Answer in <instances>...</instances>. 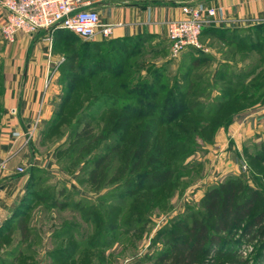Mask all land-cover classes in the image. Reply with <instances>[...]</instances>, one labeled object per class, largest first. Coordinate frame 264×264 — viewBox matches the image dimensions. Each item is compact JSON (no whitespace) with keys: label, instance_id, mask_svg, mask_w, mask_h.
I'll return each instance as SVG.
<instances>
[{"label":"rangeland","instance_id":"1","mask_svg":"<svg viewBox=\"0 0 264 264\" xmlns=\"http://www.w3.org/2000/svg\"><path fill=\"white\" fill-rule=\"evenodd\" d=\"M110 40L112 37L102 39L105 46L101 55L114 60L120 71L118 83L142 90L138 96L145 98L150 109L143 107L135 112L129 117L130 129L123 131L118 127L127 122L129 113L123 111L125 104L98 102L94 99L97 92L83 94L82 99L75 101L76 94L88 84L75 86L71 88L73 97L61 110L53 132H48L43 122H38L32 132L17 140L13 152L22 148L23 156L11 175L14 180L4 199L8 201L0 203L4 209L17 203L21 207L0 224L4 226L0 253L14 256V261L9 257L5 264H60L58 259L65 256V251H68L67 264H155L158 256L169 250L171 242L179 240L171 238L174 226L190 225L204 214L201 198L208 188L240 175L245 185L264 195V163L249 164V155L260 151L264 131L250 134L240 150H236L241 156L245 147L248 156L243 157L249 165L246 171L236 173L225 167L226 162L235 164V149L227 145L222 154L219 146L211 150L209 146H212L209 143L215 126L224 120L213 118L215 121H210L202 133L187 134L179 130L188 123L195 126L204 122L195 119L198 110L210 113L209 106L214 105L210 98L217 94L219 85L210 84L208 78L193 83L192 78L194 73L210 75L212 71L201 67L191 73L185 50L177 57L171 56L165 39L117 38L108 46ZM57 60L63 61V58ZM56 70L51 115L57 98L69 88L61 80L58 67ZM50 78L52 75L48 81ZM88 88L93 90L97 85ZM203 92L209 97L199 98ZM88 101L91 103L85 107ZM160 106L165 111L158 119ZM131 107L129 110L133 112V105ZM236 109L233 103L223 107L224 119L229 110ZM1 120L2 117L0 135ZM114 123H117L116 129L112 128ZM146 124L147 130L151 128L154 132L147 139L144 156L133 166L130 156L138 146V132L133 129L137 126L141 130ZM83 125L88 131L75 137ZM208 152L219 158L208 162L205 159ZM151 155L153 159L146 163ZM101 157L104 158L99 161L92 179L89 172L95 160ZM165 169L171 172L169 179L159 186H148L140 179L142 174L160 173ZM19 181L20 187L17 186ZM137 182L142 185L135 186ZM3 185L0 180V189ZM129 187L133 190V193L130 190L132 196L127 194ZM263 226L253 227L245 237L240 231L235 236L220 234V237L235 240V247L219 248L214 255H200L199 261L203 264H264V236L259 234L252 239L253 233ZM221 251L222 256H219ZM163 264L171 263L167 260Z\"/></svg>","mask_w":264,"mask_h":264},{"label":"crops","instance_id":"2","mask_svg":"<svg viewBox=\"0 0 264 264\" xmlns=\"http://www.w3.org/2000/svg\"><path fill=\"white\" fill-rule=\"evenodd\" d=\"M197 3L217 10V16L205 25L200 36L202 48L199 51L205 59L203 68L212 72L220 68L228 71L234 81L242 79L246 84L259 77L264 85V0H104L95 9L100 22L112 27V39L147 35L155 41H167L166 24L183 17L181 6ZM5 17L6 11L0 5V29ZM54 47L50 31L16 34L12 42L4 40L0 33L4 87L0 163L5 164L0 175L4 182L0 203L8 201L4 199L14 180L11 175L23 156L20 154L22 148L18 147L14 152L13 148L22 135L36 128L38 122L50 118L55 101L53 77L62 62L57 59L63 58ZM190 52L191 58L198 56L195 51ZM248 72L250 74L244 78ZM49 75L52 78L48 81ZM261 100L262 103L242 111L228 127L220 128L212 146L209 145L210 150L217 146L220 147L218 150H223L228 145L238 151L246 137L264 131V95ZM205 156L208 162L219 158L211 152ZM225 167L238 171L232 162H226ZM18 185L20 187V181ZM13 207L4 209L0 206V224L11 214Z\"/></svg>","mask_w":264,"mask_h":264},{"label":"trees","instance_id":"3","mask_svg":"<svg viewBox=\"0 0 264 264\" xmlns=\"http://www.w3.org/2000/svg\"><path fill=\"white\" fill-rule=\"evenodd\" d=\"M52 36L55 52L60 53L63 57V61L58 66V72L62 78L61 80L66 82V86H69V88H66L62 96L57 98L53 105L55 107L54 112H52V115L48 120L43 122V125L47 127L48 132H53L58 125L61 117V110L66 107V104L73 97L74 92L71 88L75 86L88 84V86H84L81 88L82 90L76 94L75 101L82 99L83 94L88 96L97 92L94 99L98 102L111 101L112 103L117 102L125 104V107L123 106V111L129 113L126 116L127 122L120 123V126L118 127L123 131H125V128L130 129L129 117H133L135 112L137 113V111L143 107L150 109V107H147L145 104V98L138 96V94L142 92L141 89H138L137 86L134 87L126 85L125 83L120 84L117 82L120 71L112 58L101 55V49L105 46L101 43L102 39L95 42H85L72 33L62 29L54 30ZM125 38L139 39L152 37L138 35ZM115 41L116 40L114 39L110 40V45L108 44V46H111ZM190 51H195L198 56L196 58H191ZM185 52L187 53V66L189 70H191V73L203 67L205 59L199 50L188 47L185 49ZM249 74V72L244 74V78ZM207 78L209 79L210 84L214 86L219 85V91L217 94L210 98V101H213L216 106L213 104L210 105L209 107L211 108V111L209 110L210 113L207 114H204L202 109L197 111L195 119H202L206 123L201 122L195 126H189L191 123H188L185 126L186 128L180 125L181 128H179V130L186 132L187 134H194L196 132L202 133L206 130L209 124H211L210 121H215L213 118H218L217 121L224 120L221 124L215 126L209 143L212 144L215 134L220 128L228 127L242 111L251 108L259 102L262 103L261 98L264 95V91H262L264 90V85L260 83L259 77L251 80L247 84L244 83L242 79L234 81L232 75L228 71H224L220 68L215 69L210 75L208 72L194 73L192 79L193 83H201L202 81H206ZM118 84H120L121 88H118ZM89 85H97V88L90 90V88H88ZM3 88V74L0 72V117L2 115L1 98L4 92ZM121 92H124V94H121ZM199 94L200 93H198V95ZM194 95L196 96L197 94ZM201 97L208 98L209 96L206 92H203L199 98ZM216 102L219 104H216ZM90 103V101L86 102L85 107H88ZM230 103H233L234 107H237V109L229 110L226 119H224L225 117L222 115V109L223 107H228ZM173 104L176 105L175 102H173ZM132 105L134 109L133 112L129 110V108L132 109ZM162 109L163 106H160L158 119H161L164 116L165 108L163 109V112ZM76 122H78V120H76ZM117 123H114L112 128H115ZM133 130L138 132V146L131 152L130 156L131 159L134 160L132 161L134 166L144 156L147 148V139L154 130L151 128L147 130V124L144 125L141 130H139L137 126L134 127ZM85 131L88 130L85 125H83V127L75 133V137L78 135H84V133H86ZM244 148L245 147H242V157L248 156L247 151ZM235 155V160L243 161L249 168L244 157L242 159L236 150ZM153 157L154 155H151L146 163L151 162ZM102 158L104 157L95 160L93 168H91L89 172L92 179H94L97 166ZM257 163H264V140L260 144V151L255 153V155H249V164L258 165ZM138 173L141 174L142 172ZM170 173L169 169H165L160 173H151L148 175L142 174L140 179H143L144 182L146 181L148 186L152 185L156 187L165 183L169 179ZM239 177L240 175L238 177L227 178L223 182H220V184H216L205 191L201 198V205L204 209V214L201 215L200 218L192 220L190 225L176 224L174 226L175 231L171 234V238L173 240H179H177V242L172 241L169 245V250L159 255L155 264H163L167 260H170L171 264H203V262L199 261L200 255H214L219 248L222 250L226 247H235V240L220 237V234L229 233L230 236H235L238 235L240 231L241 236L245 237L246 234L250 233L253 227L264 224V195L259 190L245 185ZM136 185L142 184L137 182L135 186ZM128 189V196H132L133 190H131L130 187ZM257 208H260L259 213L253 216V213ZM20 209V204L17 203L11 212L12 215L19 212ZM248 219L249 221L246 223ZM144 220L147 221L146 219ZM3 229L4 226L0 227V236ZM253 234L254 236L252 239H255L259 234L264 236V226L261 229L256 230ZM98 235L99 234H97V237ZM67 253L68 251H65L63 253L65 256L62 258L59 257L58 261L61 262L60 264H67ZM221 253L223 252H218V255L222 256ZM9 257L11 262L14 261V256L6 255L2 251L0 253V264H5V261H7L6 259H9Z\"/></svg>","mask_w":264,"mask_h":264},{"label":"built area","instance_id":"4","mask_svg":"<svg viewBox=\"0 0 264 264\" xmlns=\"http://www.w3.org/2000/svg\"><path fill=\"white\" fill-rule=\"evenodd\" d=\"M104 0H1L6 11L0 29L2 38L12 42L16 34L33 35L41 30L62 29L85 42H95L112 36V27L100 22L95 6ZM183 17L166 24V38L171 56L177 57L186 48L200 50L203 28L217 16V10L201 3L185 4ZM222 154H223V150ZM220 155V154H219ZM237 169H247L243 161H234ZM5 164L0 163V175ZM22 172L21 169H19Z\"/></svg>","mask_w":264,"mask_h":264}]
</instances>
